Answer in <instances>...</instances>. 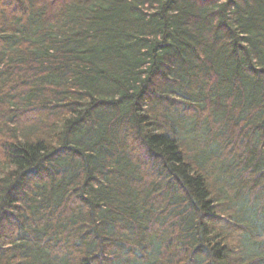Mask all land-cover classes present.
Returning <instances> with one entry per match:
<instances>
[{
	"label": "trees",
	"instance_id": "1",
	"mask_svg": "<svg viewBox=\"0 0 264 264\" xmlns=\"http://www.w3.org/2000/svg\"><path fill=\"white\" fill-rule=\"evenodd\" d=\"M0 264H264V0H0Z\"/></svg>",
	"mask_w": 264,
	"mask_h": 264
}]
</instances>
